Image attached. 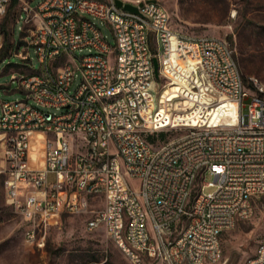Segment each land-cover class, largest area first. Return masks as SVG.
I'll return each instance as SVG.
<instances>
[{
  "label": "built area",
  "instance_id": "obj_1",
  "mask_svg": "<svg viewBox=\"0 0 264 264\" xmlns=\"http://www.w3.org/2000/svg\"><path fill=\"white\" fill-rule=\"evenodd\" d=\"M31 1L18 0L17 19L25 12L33 28L16 53L31 73L16 77L22 99L0 101V200L22 218L25 245H41L63 212H90L86 229L105 230L132 264H216L224 231L264 194V83L245 82L226 39L174 31L155 0H120L137 12L116 0ZM11 2L0 0V61ZM30 47L41 72L31 71ZM154 58L176 77L193 62L198 80H181L177 97L195 106L190 92L203 91L229 120L159 127ZM178 127L166 142L146 139ZM244 264H264V241Z\"/></svg>",
  "mask_w": 264,
  "mask_h": 264
},
{
  "label": "rangeland",
  "instance_id": "obj_2",
  "mask_svg": "<svg viewBox=\"0 0 264 264\" xmlns=\"http://www.w3.org/2000/svg\"><path fill=\"white\" fill-rule=\"evenodd\" d=\"M155 1L167 11L170 27L174 31L188 38L207 35L226 39L235 48L236 59L245 82L250 77H256L264 83V0ZM38 2L39 0H33L30 6L34 8ZM21 4H10L1 19L5 32L2 53L6 56L0 61V101L3 102L23 98L16 77L21 71L31 73L28 69H21L26 60L16 55L17 52L24 53L23 47L27 44L25 36L29 40L28 36L32 35L33 28L32 25L24 27L25 12L17 19ZM103 32L110 44L114 45L113 32L108 28H103ZM152 50L156 52L154 41ZM28 56L32 59L31 71L41 72L42 67L33 47L28 49ZM175 82L179 86L185 85L173 74L161 71L154 81L156 104L161 99L164 101L163 105L170 104L168 108L171 109L172 119L175 115H186L195 110L181 96L166 101L169 97L167 93L170 87L175 86ZM77 83L78 80L74 82L71 91ZM43 110L53 111L46 108ZM183 133V127L168 131L164 142ZM33 154L34 151L31 159L35 161L37 157ZM131 181L136 186L137 180ZM208 181H211V177L207 175L205 182ZM102 204V200H97L92 209L100 208ZM252 207L253 214L249 219L238 221L233 228L222 234V255L216 264H244L264 241V194L253 199ZM90 215V212L80 215L63 212L57 222L42 229L40 236L43 243L29 247L23 240L22 218L0 200V264H132L105 230L90 232L86 229V221ZM146 264L163 263L151 261Z\"/></svg>",
  "mask_w": 264,
  "mask_h": 264
},
{
  "label": "bare ground",
  "instance_id": "obj_3",
  "mask_svg": "<svg viewBox=\"0 0 264 264\" xmlns=\"http://www.w3.org/2000/svg\"><path fill=\"white\" fill-rule=\"evenodd\" d=\"M173 59H174V57H173ZM174 62H175V60H174ZM177 72H178L177 78H181L180 81L183 80L185 84L186 83L187 84L196 83V81H194V80H198L196 78L197 71L194 67L193 62H191V61L186 62L184 67L180 66L179 69L177 70ZM184 83L181 82V84H184ZM179 85H180L179 83L175 82V86L170 87V91L167 93V96H169V97L166 99V101L172 100L173 98L177 97L176 93L178 91H180V89L182 87ZM197 92L191 91L190 96H189L191 98V100L197 102V104L195 106L193 105L195 107V110L189 114H186V115H175V116L173 115L174 120L172 119L171 109L168 108L170 106V104L166 103L165 105L161 106V109L158 111V114H159V116H161V118H163L160 122H162V123L165 122V123L159 125V127L166 126L170 122H174V124H180L181 123V124H194L195 125L197 123L205 124L206 122L214 123V122L219 121V120H221V121L229 120L227 115L225 113L223 114L222 110L220 108H218L216 105H211L210 107L207 106V104L210 103V101L212 100V98L210 96H208L203 91H200V93H197ZM205 96L207 99L205 98ZM161 100H163V99H161ZM204 105H206L207 108Z\"/></svg>",
  "mask_w": 264,
  "mask_h": 264
},
{
  "label": "trees",
  "instance_id": "obj_4",
  "mask_svg": "<svg viewBox=\"0 0 264 264\" xmlns=\"http://www.w3.org/2000/svg\"><path fill=\"white\" fill-rule=\"evenodd\" d=\"M18 3V0H12L11 5H16ZM168 131H172V130H159V131H155L152 134H148L146 136V139L150 142V143H162L164 142V139L167 135ZM166 142V141H165Z\"/></svg>",
  "mask_w": 264,
  "mask_h": 264
},
{
  "label": "water",
  "instance_id": "obj_5",
  "mask_svg": "<svg viewBox=\"0 0 264 264\" xmlns=\"http://www.w3.org/2000/svg\"><path fill=\"white\" fill-rule=\"evenodd\" d=\"M149 1H154V0H149ZM116 4L119 7H123L125 10H128V11H132V12H137L138 11V9L136 7H133V6L129 5V4L123 5V3L120 0H116ZM140 6H141V4H140ZM153 64H154L155 76L157 77L158 76V72H159V63H158V60L156 58L153 59Z\"/></svg>",
  "mask_w": 264,
  "mask_h": 264
}]
</instances>
